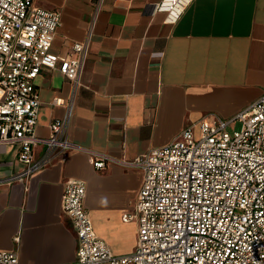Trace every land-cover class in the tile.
Returning a JSON list of instances; mask_svg holds the SVG:
<instances>
[{
    "label": "crops",
    "instance_id": "1",
    "mask_svg": "<svg viewBox=\"0 0 264 264\" xmlns=\"http://www.w3.org/2000/svg\"><path fill=\"white\" fill-rule=\"evenodd\" d=\"M96 0H35L59 12L52 52L65 57L84 42ZM164 0H105L91 36L84 73L68 129L78 150L54 159L27 181L18 148L0 144V252L19 264H70L77 237L62 209L70 180L86 186L85 208L95 232L116 256L134 252L133 213L143 174L132 164L173 142L189 126L231 121L264 97V0H191L176 22L160 10ZM43 103L37 136L65 114L55 107L71 85L57 71L35 81ZM45 151L34 150L36 160ZM95 159H105L103 170Z\"/></svg>",
    "mask_w": 264,
    "mask_h": 264
},
{
    "label": "built area",
    "instance_id": "2",
    "mask_svg": "<svg viewBox=\"0 0 264 264\" xmlns=\"http://www.w3.org/2000/svg\"><path fill=\"white\" fill-rule=\"evenodd\" d=\"M190 1L164 0L159 9H175L168 18L173 23ZM104 2L95 1L86 40L61 57L52 52L62 25L59 12L35 0H0V144L17 147L24 165L10 180L27 181L56 157L78 150L68 129L79 92L87 89L91 36ZM45 70L57 71L71 88L67 99L53 101L65 109L64 116L50 124L48 138H40L43 103L35 81ZM39 145L45 151L36 160ZM132 165L143 174L133 213L123 215L125 222H138L134 252L112 253L85 208V184L70 180L62 196L78 242L70 264H264V97L231 121L187 127ZM106 166L105 159L94 160L97 170ZM0 264H19V258L0 252Z\"/></svg>",
    "mask_w": 264,
    "mask_h": 264
},
{
    "label": "rangeland",
    "instance_id": "3",
    "mask_svg": "<svg viewBox=\"0 0 264 264\" xmlns=\"http://www.w3.org/2000/svg\"><path fill=\"white\" fill-rule=\"evenodd\" d=\"M234 129H235L236 131H239V130L241 129V124H240V123H237V124L235 125ZM195 132H196L197 136H199V128H196Z\"/></svg>",
    "mask_w": 264,
    "mask_h": 264
}]
</instances>
